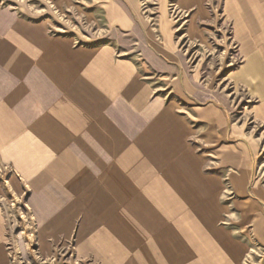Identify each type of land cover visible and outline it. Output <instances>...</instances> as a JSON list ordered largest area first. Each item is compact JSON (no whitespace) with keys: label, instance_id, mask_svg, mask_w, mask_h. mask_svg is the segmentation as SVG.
Listing matches in <instances>:
<instances>
[{"label":"crops","instance_id":"obj_1","mask_svg":"<svg viewBox=\"0 0 264 264\" xmlns=\"http://www.w3.org/2000/svg\"><path fill=\"white\" fill-rule=\"evenodd\" d=\"M177 3L194 26L222 10L243 57L236 79L264 123V0ZM185 70L168 37L82 44L0 6V168L43 243H71L90 264H264L260 143L222 100L196 98ZM163 85L183 86L169 97ZM6 199L0 177V264Z\"/></svg>","mask_w":264,"mask_h":264},{"label":"rangeland","instance_id":"obj_2","mask_svg":"<svg viewBox=\"0 0 264 264\" xmlns=\"http://www.w3.org/2000/svg\"><path fill=\"white\" fill-rule=\"evenodd\" d=\"M213 5L214 10L209 8L207 17L194 26L187 21L192 12L179 9L177 0H0V6L44 21L54 33L73 36L82 44L113 43L119 36L134 33L168 37L185 57L186 80L193 76L200 82L199 97H195L202 103L210 96L222 100L234 127L249 131L250 139L260 143L255 173L264 184V123L255 117L257 98L236 79L243 57L232 26L223 21L219 6ZM163 86L168 87L169 97L175 96L178 85ZM185 95L191 97V92ZM8 174L6 167L0 168L7 198L10 264H90L76 259L71 243L42 242L27 194L16 192ZM244 264L254 260L249 256Z\"/></svg>","mask_w":264,"mask_h":264}]
</instances>
